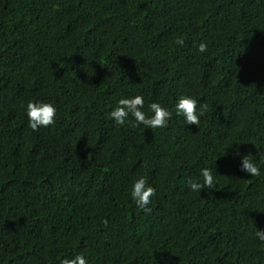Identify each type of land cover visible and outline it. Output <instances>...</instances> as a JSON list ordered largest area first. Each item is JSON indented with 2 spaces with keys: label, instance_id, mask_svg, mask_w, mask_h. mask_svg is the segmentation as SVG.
I'll return each mask as SVG.
<instances>
[{
  "label": "trees",
  "instance_id": "obj_1",
  "mask_svg": "<svg viewBox=\"0 0 264 264\" xmlns=\"http://www.w3.org/2000/svg\"><path fill=\"white\" fill-rule=\"evenodd\" d=\"M141 94L166 127L111 119ZM182 95L207 104L198 126ZM29 101L55 123L32 130ZM248 154L260 176L241 170ZM205 167L214 189L192 191ZM140 177L150 214L131 196ZM257 229L264 0H0V264H264Z\"/></svg>",
  "mask_w": 264,
  "mask_h": 264
},
{
  "label": "clouds",
  "instance_id": "obj_2",
  "mask_svg": "<svg viewBox=\"0 0 264 264\" xmlns=\"http://www.w3.org/2000/svg\"><path fill=\"white\" fill-rule=\"evenodd\" d=\"M176 43L183 46V39H177ZM208 45L206 42H201L198 45L199 52L203 53L207 51ZM198 101L192 96L182 95L179 97L176 103L175 109L177 114L183 115L184 123L189 125L198 126L200 123V116L204 115L207 110V104L204 103L200 107L199 113L197 112ZM144 107L143 95H135L131 98H122L118 101V106L110 113L111 119L117 124L123 125L128 118L129 114L134 117L136 125L143 124L145 128H164L167 126L168 120L172 113L165 107H162L159 103L153 102L149 105V109L152 112L151 116H147L142 110ZM29 127L36 131L40 127H48L55 123L56 108L51 103L33 102L29 101L26 108ZM135 126V125H134ZM241 170L249 174V176H260V169L250 154L241 158ZM201 175L203 181L197 182L188 180V187L192 191L201 192L203 189H214V176L213 170L210 168H202ZM156 194V189L150 186L144 177L137 179L132 187L131 196L135 200L137 206L141 208L146 214H150L152 209L149 207L152 197ZM103 223L106 225L107 220ZM256 237L260 240H264V231L257 229L255 233ZM60 264H87L84 256L77 254L74 258L62 259Z\"/></svg>",
  "mask_w": 264,
  "mask_h": 264
}]
</instances>
